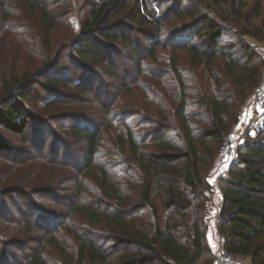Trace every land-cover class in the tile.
Segmentation results:
<instances>
[{"label":"rangeland","instance_id":"1","mask_svg":"<svg viewBox=\"0 0 264 264\" xmlns=\"http://www.w3.org/2000/svg\"><path fill=\"white\" fill-rule=\"evenodd\" d=\"M33 1H38L39 7L31 9L24 0H0V96L6 86L16 88L14 79L20 81L26 74L32 78L22 92L30 110L27 129L21 135L0 129V138L9 146L0 148V264H32L30 259L41 248L43 236L38 231L28 230L30 224L45 230L55 226L52 233L75 260L68 263L55 247L45 245L43 257L48 264H77V239L65 226L83 232L88 227V219L82 215L74 217L70 209L81 202L110 207L93 173L87 172L82 165L87 143L75 137L71 128L77 124L87 126L100 135L94 172L102 165L117 182L130 179L135 167L127 162L129 145L127 141L123 144L124 138L128 139L127 131L133 133L139 148L149 153L154 150L150 132L159 125L167 127L168 136L183 146L182 123L178 117L183 106L180 82H186L185 112L191 116L189 123L194 131L201 132L206 117L200 107V97L215 86L210 76L224 74L223 59L218 58L209 71L204 63H195L190 54L172 49L170 45L178 42L173 32L188 22V18H173L163 25L161 34L150 24L143 25V18L168 13L177 0H119L111 8L110 22L103 30L114 34L124 28L131 45L94 34L105 59L103 64L78 56L76 50L91 7L107 0ZM126 1L128 5L123 8ZM248 1L246 13L257 3L264 11V0ZM209 2L188 0L184 4L201 6L224 28L230 29L231 33L223 38L224 44L249 45L250 41H255L264 45L261 40L244 33L249 27L247 20H222L224 16L232 19L229 8L213 6L210 9ZM140 10H143V17H136ZM44 12L56 22L48 33L47 23L41 20ZM263 16L253 19V25L261 26ZM157 38H161L163 45L155 51L150 42ZM40 71L47 73L42 76ZM49 79L62 80L66 86L55 87ZM251 97L252 93L248 102L240 107L227 138L232 136L241 143L253 140L264 123L261 119L252 124L248 119ZM220 148L214 145L211 158L204 151L209 165L202 166V172L212 193L222 191L219 182L227 176L233 163L232 159L221 155ZM154 175L152 200L163 213L165 192L158 187L159 175ZM211 199L208 215L214 207ZM91 228L101 240L108 234L104 227ZM220 238H214L212 264L223 242ZM237 264L254 263L249 257L237 256Z\"/></svg>","mask_w":264,"mask_h":264},{"label":"trees","instance_id":"2","mask_svg":"<svg viewBox=\"0 0 264 264\" xmlns=\"http://www.w3.org/2000/svg\"><path fill=\"white\" fill-rule=\"evenodd\" d=\"M185 1L188 0H177L168 13L143 18L141 21L143 25L155 27L157 33L161 34L163 25L173 18H188V22L173 32L172 36L178 42L170 45L172 49L190 54L195 63H204L209 71L218 58L223 59L224 74L210 76L215 86L200 97V107L206 117L205 127L201 132L194 131L189 123L191 116L185 112L186 82L181 80L180 96L183 106L178 117L182 123L184 145L174 142L168 136L167 127H160L158 124L150 132L153 134L154 150L149 153L141 150L133 133L127 131L128 139L124 138L123 144L128 142L127 153L130 159L127 162L135 167L132 168V173L135 174L120 182L102 165L94 172V162L100 146L98 132L78 124L71 128L75 137L82 138L87 143L82 165L87 172L93 173V178L110 207L102 208L81 202L70 209L74 217L82 215L88 219L89 228L83 232L73 230L69 225L65 226L77 239V264H212L214 250L207 236L210 223L207 208L212 187L203 176L202 166L209 165L207 156L213 157L215 144L222 145L240 107L248 102L250 94L259 84L264 60L250 45L224 44L223 38L231 30L224 28L201 6L184 4ZM24 2L31 9L40 5L33 0ZM118 2L119 0H107L91 7L76 50L78 56L92 59L95 63H105L93 37L96 33L105 40H118L131 45L124 28L114 34L103 30L110 22L108 16L111 8ZM127 5L126 1L123 8ZM213 6L229 8L232 19L224 16L222 20H247L249 27L244 33L264 43V11L260 3L249 13H246L248 0H210L207 7L212 9ZM140 11L136 17L142 16L143 10ZM261 16V26H254L253 19ZM41 20L47 23V33L56 25L46 12ZM196 38L199 40L196 41ZM150 43L155 51L163 45L161 38ZM133 49L138 52L136 48ZM110 69L113 70L112 67ZM45 73L47 72L40 71L39 75L44 76ZM49 81L55 87L66 86L62 80ZM14 82L16 88L6 86L4 94L0 96V129L21 135L30 123V110L22 92L32 82V78L26 74L20 81L14 79ZM79 91L84 90L79 88ZM8 147L7 142L0 138V148ZM154 174L159 175L158 187L165 192L163 213L152 200ZM219 183L223 203L218 226L224 245L238 257H249L254 264H264V123L253 140L240 144L227 176ZM79 192L81 193V189ZM93 226L107 229L105 239L101 240L93 232ZM27 228L38 231L43 236L41 248L30 259L32 264H48L43 257L45 245L55 247L68 263L75 261L74 257H70L73 255L68 254L54 232L52 233V230H56L55 226L49 228L51 231L37 228L36 224L27 225ZM110 241L112 244H105Z\"/></svg>","mask_w":264,"mask_h":264},{"label":"built area","instance_id":"3","mask_svg":"<svg viewBox=\"0 0 264 264\" xmlns=\"http://www.w3.org/2000/svg\"><path fill=\"white\" fill-rule=\"evenodd\" d=\"M249 45L264 60V45L255 41H250ZM251 98V115L248 119L251 120L252 124H255L261 119L264 120V68L262 70L260 82L254 88ZM240 144V140H235L232 136L225 139L220 148L221 155L233 161L237 156ZM208 211L210 210L208 209ZM213 264H237V256L228 250L222 242L217 249Z\"/></svg>","mask_w":264,"mask_h":264},{"label":"crops","instance_id":"4","mask_svg":"<svg viewBox=\"0 0 264 264\" xmlns=\"http://www.w3.org/2000/svg\"><path fill=\"white\" fill-rule=\"evenodd\" d=\"M211 196H212L211 202H213V204H214V205L212 204V206H214V207H212V213H210V215H208L210 223H209L207 236H208V240H209L210 244L213 245V244H216V241H215L216 239H214V238L219 239L220 237H222L220 232H219L218 214H220V212H221V206L223 203V193H222V191L219 192L218 190H215V192L212 193Z\"/></svg>","mask_w":264,"mask_h":264}]
</instances>
